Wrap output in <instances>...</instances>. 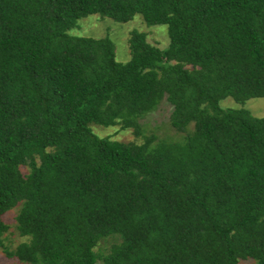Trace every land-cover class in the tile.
Segmentation results:
<instances>
[{"label": "trees", "instance_id": "16d2710c", "mask_svg": "<svg viewBox=\"0 0 264 264\" xmlns=\"http://www.w3.org/2000/svg\"><path fill=\"white\" fill-rule=\"evenodd\" d=\"M137 14L166 48L133 31L121 63L109 37L69 33ZM262 97L264 0H0V237L17 207L29 237L0 246L26 264H264V117L244 107ZM164 99L181 141L141 132Z\"/></svg>", "mask_w": 264, "mask_h": 264}, {"label": "rangeland", "instance_id": "374dc122", "mask_svg": "<svg viewBox=\"0 0 264 264\" xmlns=\"http://www.w3.org/2000/svg\"><path fill=\"white\" fill-rule=\"evenodd\" d=\"M167 26L154 25L148 26L141 15L137 14L133 20L129 22H117L111 18L100 17L99 15H89L80 19L77 26L69 31L74 36H84L91 38L109 37L115 45L116 61L126 63L130 60V51L128 40L130 33L133 31L144 32L147 34V40L150 44L164 49L169 44L167 34ZM224 107H240V104L228 97L221 102ZM244 107L248 109L253 116L264 117V97L252 98L244 103ZM172 106L164 99L159 106L152 112L146 114L139 120L142 134L146 136L154 135L156 142H173L184 139L186 132H177L169 123ZM93 131L101 137H110L112 139L123 142L143 143L142 136H135L132 129L123 130L120 125L116 127H103L95 125ZM25 173L26 169L22 168ZM19 207L8 211L4 216V222L8 225V230L0 241L10 251L14 250L21 242H26L29 237H21L17 230L16 216ZM113 240H107L101 243L98 250L107 253ZM253 260H241L239 264H253ZM0 264H26L20 262L16 258H10L5 254V251L0 246Z\"/></svg>", "mask_w": 264, "mask_h": 264}]
</instances>
